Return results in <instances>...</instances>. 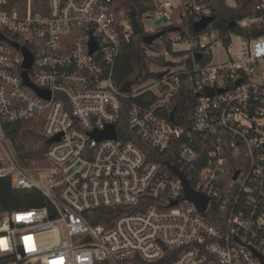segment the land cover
I'll return each instance as SVG.
<instances>
[{"label":"built area","instance_id":"built-area-1","mask_svg":"<svg viewBox=\"0 0 264 264\" xmlns=\"http://www.w3.org/2000/svg\"><path fill=\"white\" fill-rule=\"evenodd\" d=\"M183 1L194 24L214 16ZM8 3L0 0V179L47 202L0 214V264H263L264 35L225 44L209 25L175 36L186 47L173 51L186 55L124 92L114 78L133 31L114 0H49L46 15L31 0L23 15ZM175 7L159 0L154 14L169 20ZM257 9L239 25L264 26V0ZM218 44L227 60L213 62ZM183 87L196 96L187 126L168 111ZM128 99L139 103L126 112ZM32 120L47 144L41 167L19 162L4 129ZM111 127L114 138L96 136ZM171 168L209 199L204 213Z\"/></svg>","mask_w":264,"mask_h":264},{"label":"trees","instance_id":"trees-1","mask_svg":"<svg viewBox=\"0 0 264 264\" xmlns=\"http://www.w3.org/2000/svg\"><path fill=\"white\" fill-rule=\"evenodd\" d=\"M49 0H31V8L34 15H46L48 12ZM197 4L208 6L213 11L216 20L209 27V31H215L220 34L225 44L229 43L231 34L256 38L264 35V26L254 24L250 27H243L239 23L246 18L260 15L257 7L260 0H236L234 6L227 4L226 0H196ZM28 0H9L7 9L17 11L21 15L27 12ZM114 7L118 11H124L130 15L132 11L137 13L138 21L142 28V20L145 16L153 14L158 7V0H114ZM170 27H180V31L165 34L162 38L147 45L145 37L154 33L144 32L140 35L131 34L129 40L124 41L120 58L115 72V82L118 85L131 84V81L138 75L149 71L150 65L168 68L175 66L173 62L166 60L164 56L152 57L149 51L159 52L164 50L174 57L185 56L186 52H174L172 36H179L185 39L187 36L196 35L193 31L194 14L191 7L181 6L174 10L171 18ZM235 22L236 26H231ZM144 29V28H143ZM166 28L157 30L161 31ZM155 32V33H156ZM209 56L203 58L202 62H208ZM202 59V56H201ZM154 73H149L148 77L153 78ZM151 100V98H150ZM196 102V96L188 87H183L179 96L173 99L169 104L168 111L176 113L178 123L187 126L189 117L193 112V106ZM133 103H139L138 100L128 99L125 102V110ZM7 136L11 139L17 159L24 166H45V153L47 144L42 135V124L38 121H28L24 123L4 124ZM45 198L38 191H17L11 187L7 179H0V214L21 210H28L40 207L46 204ZM214 215V213L212 214ZM215 214L211 220L215 222Z\"/></svg>","mask_w":264,"mask_h":264},{"label":"water","instance_id":"water-1","mask_svg":"<svg viewBox=\"0 0 264 264\" xmlns=\"http://www.w3.org/2000/svg\"><path fill=\"white\" fill-rule=\"evenodd\" d=\"M130 20H131L133 34L134 35L142 34L144 32V29L142 28L140 22L138 21L137 13L135 11H132V13L130 14ZM215 20H216V17L215 16H211V17H205L201 21L196 22L193 25L194 33H200L202 31L206 30L209 27V25H211V24H213L215 22ZM162 22H167V18H164L162 20ZM231 26H233V27L236 26V23L233 22L231 24ZM178 31H180V27H168V28H166L164 30H161V31H158V32H156L154 34L146 36L145 37V42H146L147 45H152L154 42H156L157 40L162 38L165 34H172V33L178 32ZM15 47L18 48V46H15ZM95 49H96V46L93 47V50H95ZM22 52H23L24 57H25V61H24L23 67L25 69H30L32 67V64H33L32 54L26 48H22ZM198 57H199V59H201V55L198 56ZM165 73L166 72H160V73L157 74V77L158 78H162L165 75ZM26 83L30 87L34 88L41 96H45L46 95L45 92H43V91L39 90L38 88H36L30 81L26 80ZM127 90H128V84H125L124 87H123V91L127 92ZM207 93L210 96L214 95V92L212 90H208ZM173 119L174 118L172 116L171 120H173ZM96 136L99 137V139H102V138H114L115 137L114 128L111 127L105 133H102V134H99V135L97 134ZM171 169L184 182L186 198L188 200L192 201L193 203H195V205L198 207V209L201 212L204 213L206 211V207L208 205L209 199L207 197H205L204 195H202V194L194 192L190 188V185L188 184L184 174H182L178 169H176V168H171ZM237 175H238V173L235 175V177H234L235 179H236ZM257 255H258V257L261 259V261L264 264V256H262L260 254H257Z\"/></svg>","mask_w":264,"mask_h":264},{"label":"rangeland","instance_id":"rangeland-1","mask_svg":"<svg viewBox=\"0 0 264 264\" xmlns=\"http://www.w3.org/2000/svg\"><path fill=\"white\" fill-rule=\"evenodd\" d=\"M159 1V0H158ZM162 2L165 1H170L174 6H176L175 8H173L172 13L174 12L175 9H177L178 7H184L185 3L184 1L180 4L179 0H161ZM227 4L230 6H234L236 4V0H226ZM172 15V14H171ZM142 24H143V28L145 30V32L147 33H155L157 30L162 29V28H168L172 25V21H167V22H162L160 20L157 19L156 15L153 14H149L147 16H145L142 20ZM175 37V36H172ZM233 41L235 45L239 44V39L237 38V36L233 37ZM186 46L184 44L179 43V45H173V48L177 49V50H182L184 49ZM148 54H150L152 57H157V56H164V58L166 59H174L172 58V56L169 54H166V52L164 50H161L159 52H155V51H149ZM174 60H179V59H174ZM227 60V54L225 52V47L222 44H218L217 46H215L213 48V62H222ZM151 69H156L157 67L155 65H150Z\"/></svg>","mask_w":264,"mask_h":264}]
</instances>
